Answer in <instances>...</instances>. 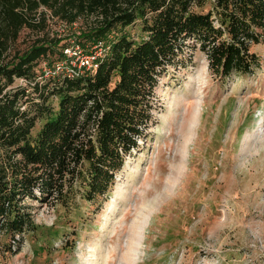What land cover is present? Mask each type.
<instances>
[{
	"label": "trees",
	"instance_id": "1",
	"mask_svg": "<svg viewBox=\"0 0 264 264\" xmlns=\"http://www.w3.org/2000/svg\"><path fill=\"white\" fill-rule=\"evenodd\" d=\"M53 20L81 24L58 36ZM136 22L139 40L124 30ZM23 29L37 36L19 51ZM262 43L264 0H0V264L36 229L26 200L100 208L148 135L161 79L191 65V50L225 81L261 67L251 49ZM92 46L102 53L90 70L54 72L73 68L65 49Z\"/></svg>",
	"mask_w": 264,
	"mask_h": 264
},
{
	"label": "rangeland",
	"instance_id": "2",
	"mask_svg": "<svg viewBox=\"0 0 264 264\" xmlns=\"http://www.w3.org/2000/svg\"><path fill=\"white\" fill-rule=\"evenodd\" d=\"M80 24L53 20L50 32L70 36ZM124 30L142 36L138 22ZM36 36L23 29L12 48ZM251 50L261 67L245 77L211 75L197 49L191 65L170 68L148 135L107 200L98 209L78 197L69 207L26 200L36 229L2 264H264V43Z\"/></svg>",
	"mask_w": 264,
	"mask_h": 264
},
{
	"label": "built area",
	"instance_id": "3",
	"mask_svg": "<svg viewBox=\"0 0 264 264\" xmlns=\"http://www.w3.org/2000/svg\"><path fill=\"white\" fill-rule=\"evenodd\" d=\"M90 55L80 57V59L79 60L77 59L75 63L71 62L73 68L64 67L63 64L57 65L55 73L65 71L70 76H73L74 74L77 73L76 71H79L80 68H89L91 66L93 67L94 62L98 57V55L97 54H90Z\"/></svg>",
	"mask_w": 264,
	"mask_h": 264
}]
</instances>
